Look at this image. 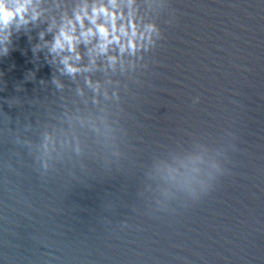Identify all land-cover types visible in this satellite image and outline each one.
<instances>
[{"label": "water", "instance_id": "1", "mask_svg": "<svg viewBox=\"0 0 264 264\" xmlns=\"http://www.w3.org/2000/svg\"><path fill=\"white\" fill-rule=\"evenodd\" d=\"M79 2L0 33V264H264V0H135L164 39L72 76Z\"/></svg>", "mask_w": 264, "mask_h": 264}, {"label": "clouds", "instance_id": "2", "mask_svg": "<svg viewBox=\"0 0 264 264\" xmlns=\"http://www.w3.org/2000/svg\"><path fill=\"white\" fill-rule=\"evenodd\" d=\"M134 3L135 0H80L71 14L62 15L58 25L53 20L48 30L55 27L56 31L52 40L45 44L49 46V53L54 54L53 58H59L63 65L61 71L72 76L90 71L89 65L96 64L97 57H105L107 66L115 69L117 65L123 67L125 54L136 57L138 52L143 54L156 48L164 39L163 30L156 21L146 22L138 17ZM40 17L36 0H0V33L5 39L11 36L13 27L19 31ZM45 34L39 33L41 40ZM81 46L89 55V65L80 63L84 57ZM4 51L7 53L6 46ZM86 83L92 85L90 77ZM95 87L99 88L98 81ZM213 186L208 185L201 194H194L193 200L206 195Z\"/></svg>", "mask_w": 264, "mask_h": 264}]
</instances>
